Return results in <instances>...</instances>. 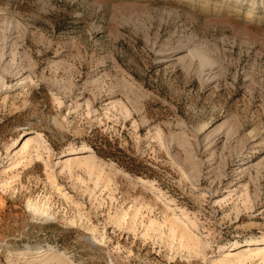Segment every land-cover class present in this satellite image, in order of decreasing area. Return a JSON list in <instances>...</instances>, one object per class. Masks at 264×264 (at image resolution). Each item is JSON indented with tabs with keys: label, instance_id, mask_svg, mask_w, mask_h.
Listing matches in <instances>:
<instances>
[{
	"label": "rangeland",
	"instance_id": "rangeland-1",
	"mask_svg": "<svg viewBox=\"0 0 264 264\" xmlns=\"http://www.w3.org/2000/svg\"><path fill=\"white\" fill-rule=\"evenodd\" d=\"M249 1L0 0V264H50V247L66 264H264L223 258L264 238ZM31 131L46 150L27 162Z\"/></svg>",
	"mask_w": 264,
	"mask_h": 264
},
{
	"label": "bare ground",
	"instance_id": "bare-ground-1",
	"mask_svg": "<svg viewBox=\"0 0 264 264\" xmlns=\"http://www.w3.org/2000/svg\"><path fill=\"white\" fill-rule=\"evenodd\" d=\"M256 0H251L249 1V7H253L255 6ZM20 144V147L18 149V151H16L14 153V156H20L22 158H25L28 161H32L34 159H37L38 157L40 158L41 156V152L46 150V145L44 144L43 140H42V136L38 131H31L30 133L24 134L22 135L19 140L17 139L15 142V147L18 146ZM92 150L91 149H86L84 148H80L79 150H76L74 148H70L68 150V152L64 155V156H71V155H77V154H87L85 155L86 157L91 156L90 154H92ZM85 162H88V158H84ZM82 158L79 157H74V158H65L62 161H59V163H61L63 166L68 164L70 161H78L79 163L84 161ZM87 164V163H86ZM92 164V163H91ZM89 165V164H88ZM90 166V165H89ZM161 199L160 195L157 196L156 195V200L159 201ZM166 205L171 206L174 205V202L172 199H168L166 202ZM27 208L28 210L31 212V214L34 216H38V217H45L47 218L48 216H50L51 214L48 212L49 207L48 206H44V204L39 205L38 202H33L28 200L27 201ZM180 212L182 214H184V212L182 211V209H180ZM172 226L175 227V219L173 217H169L167 218ZM153 222V221H151ZM168 222V221H167ZM89 231L92 233V238L97 241L96 237L94 236L95 233V228L92 226L90 228H88ZM180 239L184 240L187 238V234L185 232H180ZM252 246H254V251ZM252 248V249H251ZM53 250L51 247L47 249V251L45 252L47 256H49L51 261L50 264H66L64 263L63 259H61V257L57 256L56 254H53ZM232 250V249H231ZM43 250H37V253H41ZM236 253V252H235ZM234 252H225V254L223 255L224 260L226 261H237V262H245L247 260H252L255 257H258L260 259H264V238L261 239H246L245 243L243 245L240 246V250L238 251V253L235 254ZM61 253H58V255Z\"/></svg>",
	"mask_w": 264,
	"mask_h": 264
}]
</instances>
